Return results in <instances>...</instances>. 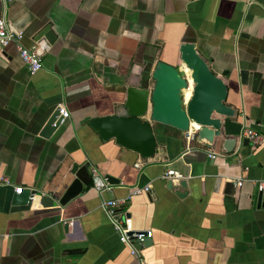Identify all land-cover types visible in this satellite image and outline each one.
Masks as SVG:
<instances>
[{"label": "crops", "instance_id": "0c3cea01", "mask_svg": "<svg viewBox=\"0 0 264 264\" xmlns=\"http://www.w3.org/2000/svg\"><path fill=\"white\" fill-rule=\"evenodd\" d=\"M5 18L24 47L41 49L42 68L29 74L13 43L0 53V179L12 184L0 188V264H140L101 209L111 198L125 200L128 229L151 232L144 264H264V145L238 140L235 154L205 165L201 147L163 127L146 160L88 126L121 113L127 87L143 81L151 91L157 62L179 68L180 45L192 43L229 85L233 134L264 132V0H13ZM59 106L69 118L43 137ZM84 165L118 184L65 206L10 211L14 187L60 198ZM167 170L181 175L171 189Z\"/></svg>", "mask_w": 264, "mask_h": 264}, {"label": "water", "instance_id": "95a60500", "mask_svg": "<svg viewBox=\"0 0 264 264\" xmlns=\"http://www.w3.org/2000/svg\"><path fill=\"white\" fill-rule=\"evenodd\" d=\"M35 53L40 57L41 49L35 50ZM178 66L179 68L163 61L157 62L151 74L155 82L151 91L145 87L143 81L139 86L127 87L121 113L94 118L88 122V126L102 140L113 139L118 146L146 160L154 156L157 138L164 136L165 133L163 127L186 133L192 126L195 129L192 140L196 146L202 148L197 150L204 156L205 165L213 163V159L208 157L210 150L218 151L216 157H220L221 154H235L239 135L236 137L232 132V123L225 121L236 119L238 116L236 109L228 105L229 85L211 71L192 43L180 45ZM185 70L190 72L189 78L192 80L189 100L185 99L184 94L188 90ZM239 75L240 84L246 85L248 72L240 71ZM148 105H151L150 109ZM57 116L59 112L56 110L42 131L43 137L51 136L60 127L61 118L56 120ZM248 144L247 139L239 142L241 147ZM88 167L84 165L73 174V180L60 198L55 197L53 193L23 189L20 194H14L10 211L14 213L65 206L82 195L87 188L97 190L103 179H107L110 186L118 184L113 177L100 176L98 173L94 175L92 171H88ZM179 186L186 189L188 183L181 181ZM168 188H172L171 182ZM31 194H34L32 200L29 199ZM177 195L185 197L187 194L183 192ZM257 201L258 205L264 202L263 191L259 192ZM150 239L145 238L143 243L136 244L135 248L141 250L148 246L151 243ZM79 251L70 250L68 253L73 255L83 253Z\"/></svg>", "mask_w": 264, "mask_h": 264}, {"label": "built area", "instance_id": "2783aa9c", "mask_svg": "<svg viewBox=\"0 0 264 264\" xmlns=\"http://www.w3.org/2000/svg\"><path fill=\"white\" fill-rule=\"evenodd\" d=\"M3 6V16L0 18V53L3 52V50L9 46L10 44H14L18 53L19 58L21 61L25 64L29 74L34 75L38 71L41 70L42 64L40 57L35 53V50L28 49L23 46L21 40L23 37V32L21 31H13L10 29L9 23L5 18V14L7 11L8 6L12 3L13 0H0ZM47 49V47H46ZM186 83L188 86V90H190V93L192 91V87L190 88V82H189V76L185 75ZM185 94V93H184ZM57 111L59 112V116L56 117V120L58 118H61L60 124H62L66 119L69 118V112L67 109L63 106H59L57 108ZM195 130V129H194ZM193 131L190 130L185 133L186 138L188 140L192 139ZM243 139H247L249 142H251L254 145H264V132H259L255 129H253L251 126H244L238 140L241 143ZM217 155L215 153H208V157L211 159H215ZM136 168H139V164H135ZM92 173L96 175V170H92ZM163 178L169 182L172 183H178L181 180V175L171 171L167 170L164 174ZM4 186H12L11 182L7 178H1L0 179V188ZM24 188L22 187H14V194H20ZM259 191L264 190V184L258 185ZM30 191H33L34 189H29ZM99 195L101 196L104 192H110L111 187L107 183V179H103V183L99 186L97 189ZM150 187L147 186L144 189L136 188L134 189V194H139L140 192H149ZM34 198V194H31L29 196V199L32 200ZM125 203V200H118V199H106L103 200L101 203V209L105 212L107 215L110 224L118 234L119 241L126 245L128 249L130 250V253L132 256L138 259L140 264H144L143 260L139 256V250L135 248L136 244H142L145 238H151L152 234L150 231L147 232H141V231H133L126 227L123 219H122V210L121 206Z\"/></svg>", "mask_w": 264, "mask_h": 264}, {"label": "bare ground", "instance_id": "6f19581e", "mask_svg": "<svg viewBox=\"0 0 264 264\" xmlns=\"http://www.w3.org/2000/svg\"><path fill=\"white\" fill-rule=\"evenodd\" d=\"M187 71H188V70H185L186 74H187ZM187 75H188V74H187ZM189 82H190V88H191V87H192V80H191L190 78H189ZM190 94H191V93H190V90H189V91H185V95H186V96H185V99H186V100H189V98H190Z\"/></svg>", "mask_w": 264, "mask_h": 264}, {"label": "rangeland", "instance_id": "374dc122", "mask_svg": "<svg viewBox=\"0 0 264 264\" xmlns=\"http://www.w3.org/2000/svg\"><path fill=\"white\" fill-rule=\"evenodd\" d=\"M187 74H188V76L190 75V72L189 71H187Z\"/></svg>", "mask_w": 264, "mask_h": 264}]
</instances>
